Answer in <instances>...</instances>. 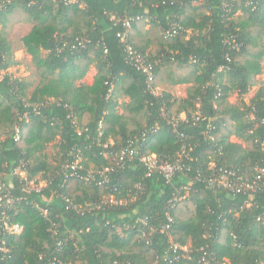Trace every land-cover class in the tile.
<instances>
[{"label": "trees", "instance_id": "1", "mask_svg": "<svg viewBox=\"0 0 264 264\" xmlns=\"http://www.w3.org/2000/svg\"><path fill=\"white\" fill-rule=\"evenodd\" d=\"M8 1L0 27L14 10L33 25L22 42L38 83L27 95L32 82L7 72L13 54L0 28V181L21 198L0 209L22 227L10 234L0 223V264H199L204 253L264 264V190L232 194L206 182L211 167L248 179L264 168V0ZM171 21L179 30L164 38ZM125 32L151 67L150 84H191L185 97L149 92L147 75L127 60ZM80 38L85 47L70 50ZM90 67L93 82L76 84ZM182 148L187 172L172 185L138 157L119 159L134 149L172 163ZM19 161L46 182L40 194L20 191ZM175 184L188 188L184 199L174 200Z\"/></svg>", "mask_w": 264, "mask_h": 264}, {"label": "built area", "instance_id": "2", "mask_svg": "<svg viewBox=\"0 0 264 264\" xmlns=\"http://www.w3.org/2000/svg\"><path fill=\"white\" fill-rule=\"evenodd\" d=\"M57 0H28V6L30 5H41L43 3H56ZM64 4H72L78 3L81 5L79 0H62ZM201 1V0H199ZM251 2L250 0H248ZM9 2L8 0L3 1L0 0V8L5 3ZM223 2V1H222ZM223 7H227V4H223ZM113 19V18H112ZM133 19L127 18L123 20V26L127 29L130 27L131 22ZM179 30L178 24L171 21L169 22L168 28L163 31L164 38H170L171 36L175 35ZM120 38V42L123 43L124 49L128 55L127 60L132 63V65L140 72L145 73L147 75V83H148V90L152 95H159L160 93L157 91V87H153L150 82L153 80V73L151 72V67L148 64L145 57L141 56L140 54L136 53L132 46L127 43V33H123L118 35ZM234 41V39H232ZM227 41H224L226 43ZM87 41L85 39H76L75 43L70 47V50H77L82 49L85 47ZM64 46H62L60 50H63ZM232 48L239 49V44L235 42L232 44ZM106 52V50H104ZM173 117L171 118V121ZM174 121V120H173ZM173 126L176 125V122L172 123ZM174 130L176 127H172ZM209 127H207V130ZM207 132V131H206ZM19 139L18 129H16L15 140ZM124 157H127L129 161L133 160L135 157H138V161L142 163L148 169V175L152 173L159 174L164 183L166 185H172L174 180L179 177L183 176L187 172V167L184 164L183 159H187V155L184 153V149L179 154V159L175 162L169 163L165 161H161L155 154L150 155H143L140 156L139 152L132 149H125L119 152V159L122 160ZM212 164V163H211ZM78 165V160H76L71 165H66V168L70 167L71 170H75ZM214 166V164H212ZM210 169L213 170V173L206 179L207 184L212 188H221L223 190L228 191L232 194L243 193V194H252L255 190L262 189L264 190V168L263 167H255L253 171L255 172L254 179H248L246 176L240 175L237 171L234 170H226L220 168L217 172L214 171V167ZM14 175H17L21 181V192L26 195L32 194H40L42 189L46 186V182L40 179H30L27 172L24 169V162L19 161L18 166L14 169ZM175 184V193L176 197L174 198L175 201L184 199L188 194V188L184 187L183 184L176 186ZM182 190L184 194L181 196ZM21 198H15L12 193L7 190L5 183L0 181V206L5 204H12L14 201H19ZM249 206V205H247ZM0 207V208H1ZM259 221L264 224V217H259ZM168 221L171 222V219L168 217ZM145 225V219L141 221ZM0 223L2 228L10 233V234H17L20 233L22 227L18 223H11L9 218L6 215V212L0 209ZM168 226L162 228V231H166ZM72 239V235L69 237ZM60 244V243H59ZM171 248L173 251H188L186 247H181L177 244L172 243ZM4 252H6L5 248H1ZM212 254H210V257ZM51 264H62L60 261H53ZM199 264H225L219 262H211L209 256L204 253V255L199 260Z\"/></svg>", "mask_w": 264, "mask_h": 264}, {"label": "rangeland", "instance_id": "3", "mask_svg": "<svg viewBox=\"0 0 264 264\" xmlns=\"http://www.w3.org/2000/svg\"><path fill=\"white\" fill-rule=\"evenodd\" d=\"M7 22L5 26L0 27L5 39L10 44L13 54V64L8 68L7 72L11 74L14 78L25 80L26 82H32L31 86L27 90V95L33 90V88L38 83V76L36 69L32 63L31 56H29L23 46L22 39L30 32L32 29V24L25 22L21 19L19 10H14L12 14L6 16ZM263 48H264V34H263ZM41 55L44 57L46 52H41ZM262 72L257 77V79L264 83V55L260 62ZM5 72H0V76L4 75ZM96 71L93 67H90L85 73L84 77L77 81L76 84H90L93 82ZM259 86H254L250 88L248 93L243 97L244 101L248 103L254 94L259 90ZM158 91V89H157ZM159 92V91H158ZM176 92V90H175ZM183 89L179 88L178 93H182ZM237 100L236 94H232L229 98L230 103H235ZM232 141H236L234 137L230 138ZM55 141L47 145L46 151L48 153H54ZM36 179H40V174L36 176Z\"/></svg>", "mask_w": 264, "mask_h": 264}, {"label": "crops", "instance_id": "4", "mask_svg": "<svg viewBox=\"0 0 264 264\" xmlns=\"http://www.w3.org/2000/svg\"><path fill=\"white\" fill-rule=\"evenodd\" d=\"M91 84V83H90ZM88 84V85H90ZM191 86V84H181V85H170V84H158L156 87L158 89L159 92L161 91H167V92H170L171 94L177 96V97H185L186 96V92H187V89ZM179 88H182L183 89V92L182 93H178V89ZM176 90V92H175ZM119 102L122 104V103H125V102H128V99L124 96H122L120 99H119ZM123 112V109L121 108L120 109V113Z\"/></svg>", "mask_w": 264, "mask_h": 264}]
</instances>
